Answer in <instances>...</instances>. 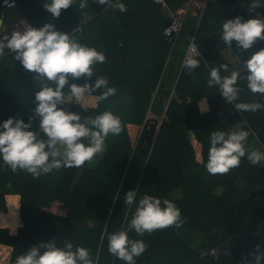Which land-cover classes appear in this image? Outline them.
I'll return each instance as SVG.
<instances>
[{"label":"trees","instance_id":"obj_1","mask_svg":"<svg viewBox=\"0 0 264 264\" xmlns=\"http://www.w3.org/2000/svg\"><path fill=\"white\" fill-rule=\"evenodd\" d=\"M16 2L31 25L43 26L49 14V23L57 30L74 33L81 43L105 53L107 62L96 65V70L108 78L117 93L88 107L82 115L95 116L110 110L121 118L123 131L118 136L109 135L97 164L62 169L54 185L26 172L13 173L0 161V264H15L16 258L33 245L52 239L57 247L70 239L90 248L98 264H125L108 252L105 228L111 233L131 219L136 205L129 209L123 203L129 190H136L137 201L144 194L172 200L181 209L182 217H187L181 229L204 234L200 243L192 246L174 228L143 237L131 231L130 238L142 239L148 245L136 258V264H237L246 260L248 251L256 250V245L264 246L263 236L256 234L264 233V165H252L245 157L227 175L212 176L205 168L212 131L251 129L254 135H249V145L257 138L264 148V110L238 112L218 88L207 85L210 69L228 63L221 52L228 47L220 38L223 22L236 16L244 20L264 17V6L250 11L251 0H208L201 14L185 18L172 45V40L162 34L167 17L153 0H122L125 11L100 5L97 0H87V7L81 9L80 0H76L67 10L62 9L59 18H53L44 8L46 0ZM26 10L41 14L43 22L35 24ZM82 12L88 13L89 19L81 21ZM79 25L81 30L72 32ZM93 26L95 31L86 34ZM194 29L200 67L192 74L186 69L179 72ZM5 33L10 35L9 29L0 30V37ZM260 48H264V40L259 39L247 50L237 48L235 41L230 47L242 63ZM7 59L10 63H6ZM13 67L24 74L23 66L5 49L0 71ZM231 70L229 65V73L221 69V75ZM28 74L27 77L35 75ZM20 81L16 77L12 90L0 84V123L10 116L27 122L32 115L33 92L30 90L28 95ZM238 84L244 88L241 101L256 99L243 79ZM15 95L22 98L20 104L10 102ZM204 97L208 111L201 113L198 102ZM68 107L82 111L78 104ZM148 110L162 114L159 126L145 118ZM38 122L36 118L34 128ZM85 174H91L92 179L85 178ZM239 179L243 185H238ZM218 185L223 186L220 194L215 193ZM176 189H181L183 196L172 199L170 193ZM11 195L17 199L16 220H12L9 208ZM212 246L221 251L216 259L200 254ZM224 248L228 249L225 255Z\"/></svg>","mask_w":264,"mask_h":264},{"label":"clouds","instance_id":"obj_2","mask_svg":"<svg viewBox=\"0 0 264 264\" xmlns=\"http://www.w3.org/2000/svg\"><path fill=\"white\" fill-rule=\"evenodd\" d=\"M100 5L125 11L122 0H97ZM76 0H46L44 8L53 18H59L61 11L73 6ZM9 7L13 6L11 4ZM264 6V0H251L250 11ZM87 7V0H80L79 8ZM0 24L3 21L0 20ZM220 38L232 47L233 41L241 50L250 49L257 40H264V17L257 15L244 20L241 16L227 19L222 24ZM5 49L23 68L35 74L41 82L40 90L35 93V107L27 122L10 116L0 123V160L13 173L26 172L33 178L52 173L54 170L81 168L87 163L94 165L95 157L105 151L109 135L118 136L123 131L121 118L105 110L95 116L82 115L88 112L84 100L97 90L96 100L105 101L116 95L117 89L110 86L106 76L98 75L96 65L107 62L103 51L81 43L74 33L59 31L52 23L36 28L24 23L23 30L13 29L11 35L0 37V58ZM189 53L183 61V68L189 74L200 67L201 56L197 45L189 44ZM238 59V58H237ZM240 68L229 73V64H220L210 69L207 85L216 87L228 104L241 113L264 110V48L252 53ZM95 77L94 83L92 78ZM83 79L84 83H77ZM243 79L246 88L256 99L241 101L244 88L238 81ZM66 90V91H65ZM207 97L198 102L201 113L208 111ZM78 104L82 111L69 109V105ZM39 118L38 127L33 123ZM251 129L215 130L210 133V147L205 168L209 175H227L239 167L242 158L252 165H264V151L253 148L248 143ZM123 203L135 210L125 227L111 233L105 228L108 252L125 264H136V258L147 249L142 239L129 237L134 231L137 236L151 235L154 231L166 228H181L187 217H182L181 209L172 200L144 194L137 201L136 190L124 194ZM15 231V230H14ZM13 231V232H14ZM57 247L55 239L41 241L19 255L15 264H98L91 249L74 244L72 240L62 241ZM40 249H45L43 252ZM264 253L256 245L253 259L248 264H260Z\"/></svg>","mask_w":264,"mask_h":264},{"label":"crops","instance_id":"obj_3","mask_svg":"<svg viewBox=\"0 0 264 264\" xmlns=\"http://www.w3.org/2000/svg\"><path fill=\"white\" fill-rule=\"evenodd\" d=\"M185 1L186 0H181L180 2H174V1L173 2H169L168 1V3H169V6H170L171 9H175V8L180 6ZM203 4H204V0H190V7H188V10H187L185 18H187V16H189V15L190 16H196V15L201 14L202 11H203V8H204ZM16 8L21 13V16L16 21H14L13 24H18L20 22H26L27 24H30V22L27 20V17L25 15L24 11L19 9L18 7H16ZM16 8H14V9H16ZM197 11H199V12L197 13ZM161 12L164 14L165 17H167V19L169 18V16L166 13H164L163 11H161ZM26 13L33 20V22L35 24H40V23L43 22V20L40 19L41 14H39L37 12H34V11L33 12L30 11V13H28L27 10H26ZM81 14H86V13L82 12ZM0 17L2 18V21H3V19H4L3 12L0 14ZM45 17H46V19H45L46 23H49L50 22V15L47 14ZM79 17H80V15H79ZM13 24L11 26H13ZM0 25H2V24H0ZM95 28H96L95 26L90 27L89 29L86 30V34H88V33L92 34L95 31ZM69 34H71V33H69ZM222 50L225 51V52H227V51H230V52H228V55H226V54H224L222 52ZM222 50H221V52L225 56L226 61L230 65L231 69H233L235 67V68H240V71H243V68H242L243 63L239 59H237V57L231 51L230 47L228 46V47H226V48H224ZM6 63H10L9 59L6 60ZM231 65H233V66H231ZM8 67H10V66H8ZM12 69L13 70H11L9 68L8 70L0 71V84H2V86H5V89L12 90L15 87V79H16V77H19L20 80H21L20 83H24V89L27 90V94L29 95L30 90H32L33 93L31 95H32L33 98H35V92L40 90L41 82H39V81H37L35 79V75H30V77H27L29 74H28V71L25 70V69H24V74L22 72L16 71L14 67ZM4 81L6 83H4ZM96 95H98V94L94 93L92 96L86 97L85 100H84V103L88 107H95L98 104V101L96 100ZM21 99L22 98H20L19 96L15 95L14 97H10V102L15 103V104H20L22 102ZM1 112H2V110L0 109V113ZM38 124H39V122H38ZM38 124H37V127H38ZM240 124L241 123H239L238 125H240ZM233 127L237 128V125H234ZM251 147L258 148L261 151H264V148L262 147L261 143L259 142V140L257 138L253 139V141L251 143ZM2 166L4 167L5 165L2 164ZM201 172H199V174ZM238 185H243L242 179L238 180ZM222 190H223V186L218 185L215 188V193L220 194L222 192ZM170 195H171L172 199H177V198H180V197L183 196V191H181V189H176L175 191L171 192ZM174 229L179 231L181 234H183V236L189 241V243L192 246H196L204 238L203 237L204 236L203 232H189L186 228H183V229L174 228ZM256 234L261 235L264 238V233H262V231H258V233H256ZM237 264H238V262H237Z\"/></svg>","mask_w":264,"mask_h":264},{"label":"built area","instance_id":"obj_4","mask_svg":"<svg viewBox=\"0 0 264 264\" xmlns=\"http://www.w3.org/2000/svg\"><path fill=\"white\" fill-rule=\"evenodd\" d=\"M153 1H154V3L158 4L160 9L169 16V18L167 19L168 22H167L166 26L163 28L162 33H163L165 38H168V39L172 40V45H173L174 42L176 41V38H177L179 32L181 31V29L183 27V23L185 21V17H186V13H187L188 7H190V0H186L185 2H183L180 6H178L175 9H171L170 8L168 0H153ZM207 1L208 0H204V4L203 5H205V3ZM9 4H11L13 6L9 7L8 6ZM16 6H17L16 0H0V7H4V8H7V9H14V8H16ZM84 13H86V12H84ZM82 15H84V16H82ZM89 17H90V15L88 13L80 14V20L81 21H85ZM24 23L25 22H20L18 24H13V26H11L9 28L10 35H11V31L13 29L19 28L20 30H23ZM31 26H33V25H31ZM33 27L39 28L38 26H33ZM0 28H1V26H0ZM75 30L80 31L81 30V26L79 25L78 27L73 29L72 32L75 31ZM197 39H198V36H197V33H196V29H194L193 32L190 34V36L188 38V42H187V45L185 47V51H184V54H183V57H182V60H181V63H180L179 72L181 70L185 69V68H183V61H184L185 56L190 51L189 44L193 43V42L196 44ZM255 251L256 250L248 251L247 259L246 260H239L238 264H248V261L253 259V253H255ZM260 252L264 253V246H262L260 248ZM220 253H221V251H220V249L218 247L212 246V247H209L208 249L202 250L200 254L201 255H209V256H212V257H214L216 259L219 256ZM227 253H228V249L224 248L223 254H227ZM263 262H264V258L261 259L260 263H263ZM216 264H219V263H216Z\"/></svg>","mask_w":264,"mask_h":264},{"label":"rangeland","instance_id":"obj_5","mask_svg":"<svg viewBox=\"0 0 264 264\" xmlns=\"http://www.w3.org/2000/svg\"><path fill=\"white\" fill-rule=\"evenodd\" d=\"M2 12L4 14V19H3V24L0 25L1 26L0 30L9 29L11 27V25L13 24V22L16 21L21 16V13L19 12V10L17 8L16 9H7V8H4V7H0V14ZM82 16H84V15H82ZM222 52L224 54L228 55V52H230V51L225 52V51L222 50ZM231 66H233V65H231ZM145 118H150V120L152 122H155L156 125L159 126L162 123V118L163 117H162V114H161V116L160 115H156V114H154V113H152V112H150L148 110L147 111V114L145 115ZM104 152L98 154L95 157L94 164L95 163L97 164L98 160L102 157V155L104 154ZM87 166H90V165L87 164ZM91 166H93V165H91ZM61 172H62V169H60V170H54L53 173H49V174H46V175H42L40 177L41 178L40 180L46 181V183L49 184V185H51V184L54 185L55 182L58 180L59 175H60ZM84 176H85V178L92 179V175L91 174H85ZM10 197L11 198L9 200V208H10V212L12 214V220H16V218H17L16 213L19 211L18 210V206L15 204V202H16L17 199L13 195H11Z\"/></svg>","mask_w":264,"mask_h":264},{"label":"water","instance_id":"obj_6","mask_svg":"<svg viewBox=\"0 0 264 264\" xmlns=\"http://www.w3.org/2000/svg\"><path fill=\"white\" fill-rule=\"evenodd\" d=\"M199 11H197V13H198ZM0 20H2V18L0 17Z\"/></svg>","mask_w":264,"mask_h":264},{"label":"bare ground","instance_id":"obj_7","mask_svg":"<svg viewBox=\"0 0 264 264\" xmlns=\"http://www.w3.org/2000/svg\"><path fill=\"white\" fill-rule=\"evenodd\" d=\"M249 144H250V143H249ZM253 145H254V144H253ZM253 145H252V146H253ZM253 147H254V146H253Z\"/></svg>","mask_w":264,"mask_h":264}]
</instances>
